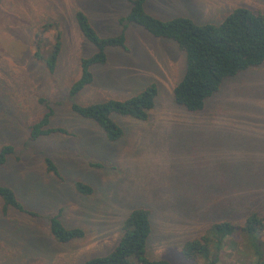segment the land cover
I'll return each instance as SVG.
<instances>
[{
  "label": "rangeland",
  "instance_id": "374dc122",
  "mask_svg": "<svg viewBox=\"0 0 264 264\" xmlns=\"http://www.w3.org/2000/svg\"><path fill=\"white\" fill-rule=\"evenodd\" d=\"M240 7L264 14V0L145 4L160 20L185 17L198 25H218ZM130 10L126 0H0V151L6 145L15 149L0 166V184L12 188L35 214L4 213L0 199V264H85L106 256L129 214L142 207L150 210L153 223L149 258L198 264L183 257L186 242L215 223L241 225L264 211V65L226 80L203 111L189 112L173 96L185 72V54L176 43L130 24L127 50L108 49V63L92 68L93 83L70 97L81 77V60L95 53L76 13L84 12L107 38L121 33L120 19ZM46 25L58 29L48 28L44 40L52 43L61 33L63 46L53 73L34 54L36 35ZM153 83L159 96L149 119L113 115L125 131L114 143L71 109L73 102L126 100ZM49 108L54 111L50 126L70 134L31 140L32 126ZM46 157L61 178L47 172ZM97 163L103 168L91 166ZM79 182L94 194L80 193ZM60 210L67 228L85 230L84 239L61 244L53 238L49 221ZM236 252L224 248L218 264H239L242 255Z\"/></svg>",
  "mask_w": 264,
  "mask_h": 264
},
{
  "label": "trees",
  "instance_id": "16d2710c",
  "mask_svg": "<svg viewBox=\"0 0 264 264\" xmlns=\"http://www.w3.org/2000/svg\"><path fill=\"white\" fill-rule=\"evenodd\" d=\"M131 5L127 17L120 19L121 33L114 37H101L89 17L81 11L76 13L79 30L95 47V53L81 60V77L70 88V97H76L94 81L92 68L108 63V49L127 50L126 29L135 24L144 28L152 36L169 40L177 44L186 56V68L183 77L173 90L175 102L189 112L197 113L205 106L224 82L236 77L241 72L264 65V14L247 8H237L218 25L207 23L198 25L192 19L177 17L169 21L160 20L150 15L145 4L147 0H126ZM58 26L46 25L36 35L35 56L44 61L47 69L55 72L62 51L61 33L50 41L43 35L48 28ZM159 89L150 84L144 91L126 100L112 99L102 103L80 105L73 102L71 109L80 117L95 122L110 142L120 141L124 129L113 119V115L147 121L150 112L156 107ZM45 103V100H41ZM54 111L49 108L42 119L31 128V140H38L55 133L69 135L63 128L50 126ZM12 145L4 146L0 151V166L7 162L8 156L14 154ZM47 172L61 178L60 170L54 161L45 158ZM94 168L103 165L91 164ZM80 193L91 196L95 190L81 182L76 184ZM0 199L3 201L4 213L9 209L27 211L19 201L15 191L0 184ZM62 210L50 218L49 229L53 238L61 244H69L84 239L86 232L82 228H67L61 220ZM153 233L150 210L137 208L133 210L122 227V235L117 245L106 256L93 258L85 264H171L168 260H152L147 254L148 240ZM239 240V241H238ZM242 241V242H241ZM241 242V243H240ZM240 244V246L238 245ZM238 250L239 264H244L247 257L255 260L249 264H264V211L253 213L247 220L236 225L219 222L211 226L204 235L189 240L182 249L183 257L198 264H218L224 254V248Z\"/></svg>",
  "mask_w": 264,
  "mask_h": 264
},
{
  "label": "crops",
  "instance_id": "0c3cea01",
  "mask_svg": "<svg viewBox=\"0 0 264 264\" xmlns=\"http://www.w3.org/2000/svg\"><path fill=\"white\" fill-rule=\"evenodd\" d=\"M148 1V0H147ZM147 3V2H146Z\"/></svg>",
  "mask_w": 264,
  "mask_h": 264
}]
</instances>
